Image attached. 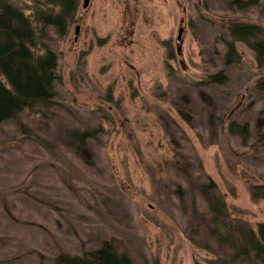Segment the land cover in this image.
I'll return each instance as SVG.
<instances>
[{
    "label": "rangeland",
    "instance_id": "rangeland-1",
    "mask_svg": "<svg viewBox=\"0 0 264 264\" xmlns=\"http://www.w3.org/2000/svg\"><path fill=\"white\" fill-rule=\"evenodd\" d=\"M232 1L80 0L66 35L47 28L33 50L58 55L55 98L0 125V264L105 240L132 264H209L189 225L217 192L234 218L264 223L251 194L264 186V65L242 42L227 64L226 46L229 24L264 29V0ZM232 121L249 126L245 143ZM93 128L86 153L72 132Z\"/></svg>",
    "mask_w": 264,
    "mask_h": 264
},
{
    "label": "trees",
    "instance_id": "trees-1",
    "mask_svg": "<svg viewBox=\"0 0 264 264\" xmlns=\"http://www.w3.org/2000/svg\"><path fill=\"white\" fill-rule=\"evenodd\" d=\"M33 3L26 15L11 0H0V125L17 118L26 109L46 107L55 98L58 55L45 47L43 54H36L38 40L47 37V28H54L64 36L75 21L80 0H27ZM233 5L248 8L256 0H233ZM232 39L227 42V64L235 53V42H242L255 52L260 66L264 65V29L257 25L232 23L228 26ZM209 83L223 85L226 74L221 71L208 77ZM264 92V77L256 83ZM110 93L108 94V97ZM183 116L187 114L180 110ZM229 132L238 134L243 143L250 136L247 124L232 121ZM101 128L72 132L73 139L86 152L87 140L94 139ZM264 137V135H262ZM87 153V152H86ZM214 183L200 186L201 190L213 189ZM254 200L264 197V186L251 191ZM204 206L192 219L189 236L192 244L212 255L209 264L264 263V223L252 228L249 223L234 218L220 192L210 195ZM54 264H132L127 254L116 252L110 241H103L96 249L82 255L60 253Z\"/></svg>",
    "mask_w": 264,
    "mask_h": 264
},
{
    "label": "water",
    "instance_id": "water-1",
    "mask_svg": "<svg viewBox=\"0 0 264 264\" xmlns=\"http://www.w3.org/2000/svg\"><path fill=\"white\" fill-rule=\"evenodd\" d=\"M89 3V0H85L84 4H83V7H87ZM78 31V27L76 28V32Z\"/></svg>",
    "mask_w": 264,
    "mask_h": 264
}]
</instances>
